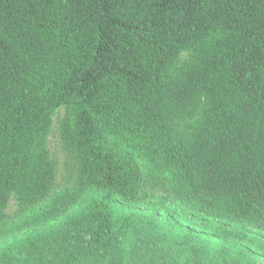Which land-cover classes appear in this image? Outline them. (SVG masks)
<instances>
[{
    "label": "trees",
    "instance_id": "obj_1",
    "mask_svg": "<svg viewBox=\"0 0 264 264\" xmlns=\"http://www.w3.org/2000/svg\"><path fill=\"white\" fill-rule=\"evenodd\" d=\"M59 108L63 179L40 207ZM14 196L26 215L2 221ZM83 197V247L36 252ZM122 204L169 207L208 264H264L247 246L264 234V0H0V264H153L126 250L141 214Z\"/></svg>",
    "mask_w": 264,
    "mask_h": 264
},
{
    "label": "rangeland",
    "instance_id": "obj_2",
    "mask_svg": "<svg viewBox=\"0 0 264 264\" xmlns=\"http://www.w3.org/2000/svg\"><path fill=\"white\" fill-rule=\"evenodd\" d=\"M64 113L63 108H59L55 114V124L50 134V146L60 163V174L58 184L52 190L47 201L42 206L51 205L54 199L58 197L60 185L64 173L65 149L59 137V121ZM82 198L77 203L66 208V211L58 218L42 224L39 228L43 230L42 236L38 239L40 253L50 251L53 253L63 252L64 250H79L83 247L86 230L84 228L85 208L89 200ZM126 210L138 212L139 217L133 216L128 219V231L124 234V245L128 253L135 258L150 259L155 264H208V257L215 253V248H209L202 253V244L198 238L201 232L184 224L170 210L169 207L140 208L122 204ZM150 215V230L144 229L143 222H146L145 216ZM26 215V211L21 210L15 196L5 209V215L1 219L6 222H19ZM189 227L190 234H183V229ZM35 231L31 228L28 232ZM210 236L209 232L204 233ZM45 246V247H44ZM251 251L259 255L264 261V234L260 238H252L247 243ZM44 247V248H43ZM208 255V256H207Z\"/></svg>",
    "mask_w": 264,
    "mask_h": 264
}]
</instances>
